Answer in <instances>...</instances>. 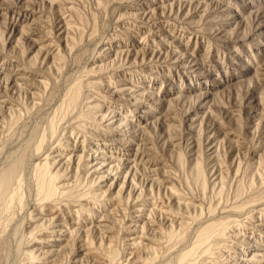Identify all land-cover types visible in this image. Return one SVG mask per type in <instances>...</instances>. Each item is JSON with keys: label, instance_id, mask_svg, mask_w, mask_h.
<instances>
[{"label": "rangeland", "instance_id": "1", "mask_svg": "<svg viewBox=\"0 0 264 264\" xmlns=\"http://www.w3.org/2000/svg\"><path fill=\"white\" fill-rule=\"evenodd\" d=\"M74 262L264 264V0H0V264Z\"/></svg>", "mask_w": 264, "mask_h": 264}, {"label": "bare ground", "instance_id": "2", "mask_svg": "<svg viewBox=\"0 0 264 264\" xmlns=\"http://www.w3.org/2000/svg\"><path fill=\"white\" fill-rule=\"evenodd\" d=\"M68 218H69V220H70V222L71 223H73L74 225H78V222L75 220V218H74V215H68ZM8 220V219H7ZM61 222V225L62 224H65L63 221H60ZM77 223V224H76ZM66 225V224H65ZM150 225V224H149ZM5 226V225H4ZM30 226V225H29ZM68 226V225H67ZM28 227V226H27ZM150 227H151V230H154V228L155 227H152L151 225H150ZM67 230V231H66ZM69 230H71V229H67V227H65L64 229H62V228H60V229H58V231L54 234V235H52V240L51 241H49V245H50V247L51 246H53V248L54 247H61L62 245H64V244H66V239L68 238V235L66 234V233H68V231ZM131 235H133L134 236V240L133 241H135V240H137V242L139 243H147L148 242V240H147V236L145 237L142 233H140V234H138V233H136V232H133ZM69 236H70V231H69ZM133 239V238H132ZM132 242V241H131ZM130 242V243H131ZM48 243V242H47ZM47 243H45V244H47ZM135 243V242H134ZM137 243V244H138ZM139 243V244H140ZM40 244V243H39ZM44 243H43V245H44V247L46 246ZM133 244V243H132ZM132 244L130 245V246H132ZM42 245V244H41ZM48 245V244H47ZM134 245V244H133ZM69 246V245H68ZM38 247V246H37ZM134 247H135V245H134ZM86 248L87 247H85V250H82V249H80L79 251H78V253L81 255V256H83V257H87V255H91V253L90 252H88V250H86ZM132 249V248H131ZM134 250V249H133ZM140 250V249H139ZM139 250H134L135 252L137 251L138 253H139ZM246 251H251L250 250V248H246L245 249ZM131 252H133V251H131ZM135 252L133 253V255L131 256V258L133 259V261L134 262H136V260H138V255L137 254H135ZM131 259V260H132ZM87 261V260H86ZM39 263V262H38ZM74 264H76V262H74Z\"/></svg>", "mask_w": 264, "mask_h": 264}]
</instances>
